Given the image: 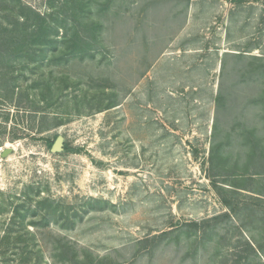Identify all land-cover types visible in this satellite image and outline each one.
<instances>
[{"label": "rangeland", "instance_id": "374dc122", "mask_svg": "<svg viewBox=\"0 0 264 264\" xmlns=\"http://www.w3.org/2000/svg\"><path fill=\"white\" fill-rule=\"evenodd\" d=\"M18 207L7 264H264V0H0Z\"/></svg>", "mask_w": 264, "mask_h": 264}, {"label": "trees", "instance_id": "16d2710c", "mask_svg": "<svg viewBox=\"0 0 264 264\" xmlns=\"http://www.w3.org/2000/svg\"><path fill=\"white\" fill-rule=\"evenodd\" d=\"M96 25H97L96 23L93 25L85 24L84 27L88 30L92 29L91 31L93 32V30L97 27ZM91 35L92 36H90V37L92 38L93 42H99L98 39H96V36H94V34H91ZM83 42H84V45L86 44V45L91 46V47L93 46L92 43L89 41V38H87V41L85 40ZM94 44H96V43H94ZM221 97H222V95L220 94L217 99L221 100L222 99ZM17 136H19V135H17ZM21 136H24V135H21ZM57 137H58V135H55V136H53V138H50L49 140H47L50 150H52V146H53L55 140L57 139ZM69 148H71V147L65 143V149L64 150H68ZM28 214H29V210L26 208L18 207L16 209H14L13 215L11 216V220L8 221L7 226L4 229V233L1 235L2 239L0 238V260H1L0 264H7V262H8V260H6L7 250L11 246V244L15 243V241H16L15 239H20V241H21L24 234H27V232L30 233V229L26 228V226H23L24 228L22 227L21 230H24L25 233L20 234V233H18V231L20 229H19V227L16 226L17 225L16 222L24 223ZM19 253H21L22 260H23V262L20 264H25L26 263L25 261L31 260V259H29L30 254H27L26 251H23V252L20 251Z\"/></svg>", "mask_w": 264, "mask_h": 264}, {"label": "water", "instance_id": "95a60500", "mask_svg": "<svg viewBox=\"0 0 264 264\" xmlns=\"http://www.w3.org/2000/svg\"><path fill=\"white\" fill-rule=\"evenodd\" d=\"M64 149H65V137L59 134L52 146V151L59 152V151H63Z\"/></svg>", "mask_w": 264, "mask_h": 264}]
</instances>
